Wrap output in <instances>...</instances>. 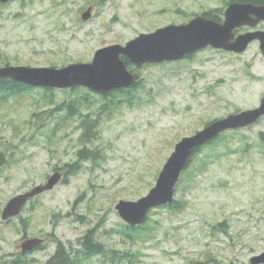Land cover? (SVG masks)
I'll use <instances>...</instances> for the list:
<instances>
[{
	"label": "rangeland",
	"instance_id": "374dc122",
	"mask_svg": "<svg viewBox=\"0 0 264 264\" xmlns=\"http://www.w3.org/2000/svg\"><path fill=\"white\" fill-rule=\"evenodd\" d=\"M227 1L0 2V66L89 62L102 46L186 23ZM126 67L140 84L108 93L104 112V100L83 87L28 88L0 103V150L7 158L0 168V264L20 252L24 237L48 239L20 264H44L58 241L75 249L89 229L107 247L134 252L138 264H251L250 257L264 251V116L224 131L192 156L175 186L179 206L150 210L135 237L124 236L114 207L119 199L147 194L181 137L258 105L264 96L258 45L251 42L241 53L201 49L188 58ZM70 100L83 101L78 113L55 109ZM79 112L98 119L96 138L84 144L98 156L69 171L83 148ZM55 170L62 181L20 215L1 220L10 197L45 183ZM103 261L93 256L83 262Z\"/></svg>",
	"mask_w": 264,
	"mask_h": 264
},
{
	"label": "water",
	"instance_id": "95a60500",
	"mask_svg": "<svg viewBox=\"0 0 264 264\" xmlns=\"http://www.w3.org/2000/svg\"><path fill=\"white\" fill-rule=\"evenodd\" d=\"M90 10L88 7L82 13L84 20L90 17ZM260 20H264V4L230 2L224 10L222 22L196 15L183 24H169L151 32L139 33L124 44L102 46L95 50L89 62H73L60 67L7 64L0 66V78L34 87L84 86L99 94H106L114 89L136 85V76L127 69L122 57L135 65L159 63L181 59L208 45L240 53L255 39L259 40V50L264 57V30L245 32L232 39L235 28L246 24L252 26ZM263 115L264 96L256 107L213 119L193 134L181 137L174 144L147 194L136 200L119 199L114 205L119 216L127 224L136 226L143 222L150 209L170 204L180 174L197 147L223 131L249 126ZM61 179V172L56 170L45 183L36 184L10 197L1 211V220L19 215L30 199L51 190ZM42 243L41 237L24 238L20 251H31ZM249 261L251 264H264V251L251 256Z\"/></svg>",
	"mask_w": 264,
	"mask_h": 264
},
{
	"label": "trees",
	"instance_id": "16d2710c",
	"mask_svg": "<svg viewBox=\"0 0 264 264\" xmlns=\"http://www.w3.org/2000/svg\"><path fill=\"white\" fill-rule=\"evenodd\" d=\"M241 2H252V3H264V0H238ZM218 9H209L203 11L202 14L206 17L213 18L215 20H220L217 17ZM124 58V57H123ZM125 59V58H124ZM126 61V60H125ZM127 62V61H126ZM29 89H33L32 86L26 85L24 83L13 81L9 78H0V103L7 101L10 97L19 95L24 91ZM44 91H51L53 88H42ZM99 96V95H98ZM100 97V96H99ZM103 102H101V106L99 107L100 112H104L108 107V102L103 98ZM83 102L82 100L80 101ZM80 102H76L74 100L68 101V103H61L55 109L65 110L67 115L73 114L74 112L78 113L76 109ZM80 113V112H79ZM81 121L79 127L81 129L79 141L83 145V148L79 149L77 152V160L69 165L70 170L78 168V162L85 159H94L98 155L96 154L95 149L87 148L84 144L94 140L96 138L98 119L92 118L89 114L80 113ZM223 133V132H222ZM220 133L213 139L207 141L206 143L200 145L194 150L192 156L196 153L200 152L203 146L212 142L214 139H217L221 136ZM191 158L189 159L185 169H187L191 163ZM7 161L6 156L0 150V164H5ZM59 169V168H56ZM66 181V180H65ZM168 207L177 208L179 206V201L173 199V201L166 205ZM146 219H144L145 221ZM143 221V222H144ZM142 225L131 226L129 224L123 223V234L124 236L130 238L135 237L137 233L141 231ZM219 225H222L220 223ZM44 247V246H43ZM97 256L100 257L105 264H138L137 257L134 252L129 250H120L117 248L107 247L102 242L98 241L94 238V229L87 230L80 238L78 239V247L75 249L68 248L64 243L58 241L56 244L53 253L45 260L44 264H84L85 261L89 257ZM14 258L9 259L7 261H3L2 264H20L24 261L25 255L19 254L13 256ZM195 264V263H191Z\"/></svg>",
	"mask_w": 264,
	"mask_h": 264
},
{
	"label": "flooded vegetation",
	"instance_id": "af4514ba",
	"mask_svg": "<svg viewBox=\"0 0 264 264\" xmlns=\"http://www.w3.org/2000/svg\"><path fill=\"white\" fill-rule=\"evenodd\" d=\"M230 2H238V3H241V1H238V0H229V1H227L226 3H225V6L224 7H222V8H216V9H218L219 11H217L216 13H217V17L220 19V20H218V21H222L223 20V11H224V9H225V7L227 6V4L228 3H230ZM242 3H245V2H242ZM249 3H252V2H249ZM253 4H258V5H260V4H264V3H253ZM264 23V20H260V21H258L255 25H242V26H239V27H237V28H235L234 30H233V32H234V35H233V37H232V39H234V37L235 36H237L238 34H242V33H245V32H253V31H258V30H264V28L263 27H261V24H263ZM252 42H255L258 46H259V40L258 39H255V40H253ZM208 48H212V47H210V46H206V47H204V48H202V49H208ZM212 49H215V50H217V51H224L225 52V50H223V49H216V48H212ZM201 50V49H200ZM199 51V50H198ZM198 51H195V52H193V53H191V54H188V55H186L184 58H188V57H191V55H193V54H195L196 52H198ZM226 52H231V51H226ZM231 53H234V52H231ZM137 80H138V84L135 86V87H130V88H123V89H121V90H123V91H128V92H130L131 90H135L136 89V87L140 84V79L137 77ZM261 99V98H260ZM259 104V103H258ZM256 107V106H255ZM263 117V116H262ZM261 117V118H262ZM260 118V119H261ZM259 119V120H260ZM259 120L257 121V122H259ZM24 238H26V237H24ZM41 238L43 239V243L39 246V247H37L36 249H33L31 252H33V251H35V250H38V249H40L41 247H43V246H45V242H46V239H48V238H46V237H44V236H41ZM22 253V252H21ZM18 253H16V254H14V256L15 255H17ZM20 254V253H19ZM18 254V255H19ZM24 254V253H23ZM28 253H25L24 255H25V257H26V255H27ZM24 257V258H25Z\"/></svg>",
	"mask_w": 264,
	"mask_h": 264
}]
</instances>
